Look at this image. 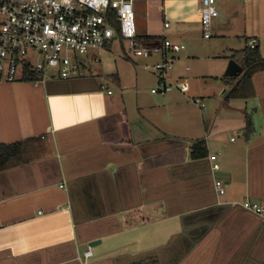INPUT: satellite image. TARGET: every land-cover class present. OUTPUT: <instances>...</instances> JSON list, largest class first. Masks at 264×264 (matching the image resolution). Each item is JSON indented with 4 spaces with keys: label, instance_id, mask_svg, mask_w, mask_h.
Here are the masks:
<instances>
[{
    "label": "crops",
    "instance_id": "crops-1",
    "mask_svg": "<svg viewBox=\"0 0 264 264\" xmlns=\"http://www.w3.org/2000/svg\"><path fill=\"white\" fill-rule=\"evenodd\" d=\"M201 1L137 0L138 35L182 42L201 25ZM219 1L213 30H236L244 49L256 39L264 59L263 0ZM246 75L239 98L221 75L189 84L210 99L193 117L165 95L134 96L117 75L116 95L93 76L1 83L0 144L24 146L0 171V264H264V220L240 206H264V68Z\"/></svg>",
    "mask_w": 264,
    "mask_h": 264
},
{
    "label": "built area",
    "instance_id": "built-area-1",
    "mask_svg": "<svg viewBox=\"0 0 264 264\" xmlns=\"http://www.w3.org/2000/svg\"><path fill=\"white\" fill-rule=\"evenodd\" d=\"M136 1L0 0V84L24 80L28 73L38 74L35 84L81 78L80 66L84 60H78L77 56L118 41L128 43L129 54L133 57L159 59L149 67L157 80L152 94L166 95L173 91L187 94L190 86L185 79H169L175 68L176 55L186 49L185 44L164 37L154 45L141 41L136 27ZM201 2L203 37L210 39L213 22L219 17L217 0ZM164 27L169 28V23ZM257 44L256 39H251L247 47L254 49ZM38 56H42L40 61ZM108 93L112 94L111 91ZM190 102L201 110L205 108L200 98H191ZM210 160L216 162L218 156L212 155ZM219 167L218 163L213 165L214 170ZM215 188L219 195L226 193L221 181L215 182ZM240 206L264 220L263 205L245 201ZM91 255L90 250L85 252V260Z\"/></svg>",
    "mask_w": 264,
    "mask_h": 264
},
{
    "label": "rangeland",
    "instance_id": "rangeland-1",
    "mask_svg": "<svg viewBox=\"0 0 264 264\" xmlns=\"http://www.w3.org/2000/svg\"><path fill=\"white\" fill-rule=\"evenodd\" d=\"M242 2V1H241ZM221 4L224 5V1H217L219 10L221 9ZM240 7L245 6L243 3H239ZM225 8V7H224ZM142 19H145V14H143ZM221 20V16L214 21ZM237 23L243 24V18L237 17L234 19ZM233 26L236 27L237 24L233 22ZM244 26V25H242ZM242 28V27H241ZM228 29L225 37L217 34L213 28L211 30L212 37L210 39H205L203 37L202 26H194L192 30L188 33V36L182 41L185 44L186 49L176 56L175 69L173 71L174 75H177V71L184 72L186 74V81L191 85L200 84L199 82H206L207 86H211L210 80L217 77V75H224L226 72L229 62L231 61V56L236 52L244 49L243 37H234L238 33L236 30ZM39 61L42 56H38ZM78 60L83 61L84 64L80 66V71L82 77L93 76L98 81L101 82L104 87L102 90L108 92H114L115 95L119 93V84H116L113 80V76L117 75L122 78L124 86L132 87L133 95L136 96V91L139 94L140 99H148L151 97L161 98V95H153L151 93L152 89L157 87V80L153 76L149 67L153 66L152 59L148 60L147 63L142 58H136L129 54L128 43H120L114 41L111 45L90 51L83 56H77ZM155 62V61H154ZM189 68L190 71L186 73L185 69ZM172 73V74H173ZM137 74L139 75L140 84L136 88ZM171 75V74H170ZM174 81L173 77H170ZM218 76V79H222ZM76 79L71 78L69 80ZM200 87L202 85H199ZM195 89V88H194ZM193 89V90H194ZM207 89V87H206ZM190 91L187 94H181L178 91H173L163 96L168 98V103H172L177 107H181L189 117H193L195 112L201 115L197 107L190 102L191 98L197 96V90ZM171 97H177L174 100H170ZM190 98V99H189ZM206 107H209L210 99H205ZM177 118L176 115L173 116V120Z\"/></svg>",
    "mask_w": 264,
    "mask_h": 264
},
{
    "label": "trees",
    "instance_id": "trees-1",
    "mask_svg": "<svg viewBox=\"0 0 264 264\" xmlns=\"http://www.w3.org/2000/svg\"><path fill=\"white\" fill-rule=\"evenodd\" d=\"M118 31L120 29L118 28V25L115 24ZM139 39L141 41H144L145 43H155L160 42L162 38L160 37H140ZM231 60H235L237 63H241V66H243L244 70L247 71V75L244 78V80L248 79L252 73H254L259 68H264V59L262 58L259 48L255 47L254 49H250L249 47H246L242 51H236L232 56ZM116 77V76H113ZM38 80V74L35 73H28L25 75L23 81L27 82H35ZM223 81L230 84L231 87H233L229 94L228 98H239L242 96L241 91V85L238 83L236 86H234V82L236 81L235 78H222ZM252 128V122L247 118L245 129L247 131H250ZM24 144L23 143H16L11 145H5L0 144V171L7 170L11 167H13L19 160L22 158V148ZM193 152L192 155L194 157L199 156H205L206 155V148L203 145V142H195L193 144ZM135 264H159L155 260H147Z\"/></svg>",
    "mask_w": 264,
    "mask_h": 264
},
{
    "label": "water",
    "instance_id": "water-1",
    "mask_svg": "<svg viewBox=\"0 0 264 264\" xmlns=\"http://www.w3.org/2000/svg\"><path fill=\"white\" fill-rule=\"evenodd\" d=\"M246 74V71L244 70V68L242 66L239 65V63H237L235 60H231L229 62L228 68L224 74L225 78H242L244 77ZM99 242L93 241L90 242L89 246L90 247H95L96 245H98ZM79 261L81 262L80 258Z\"/></svg>",
    "mask_w": 264,
    "mask_h": 264
}]
</instances>
